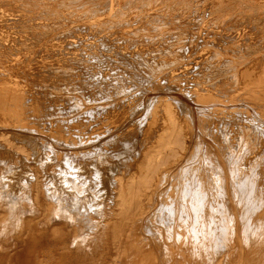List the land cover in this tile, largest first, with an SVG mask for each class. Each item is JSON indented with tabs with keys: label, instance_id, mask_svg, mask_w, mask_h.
<instances>
[{
	"label": "bare ground",
	"instance_id": "6f19581e",
	"mask_svg": "<svg viewBox=\"0 0 264 264\" xmlns=\"http://www.w3.org/2000/svg\"><path fill=\"white\" fill-rule=\"evenodd\" d=\"M95 1L0 0V242L29 264L90 242L93 264H264V0Z\"/></svg>",
	"mask_w": 264,
	"mask_h": 264
},
{
	"label": "rangeland",
	"instance_id": "374dc122",
	"mask_svg": "<svg viewBox=\"0 0 264 264\" xmlns=\"http://www.w3.org/2000/svg\"><path fill=\"white\" fill-rule=\"evenodd\" d=\"M77 1V2H76ZM85 1V2H84ZM90 1V2H89ZM67 4H69V3H71V6H67L66 8H68L69 9V7H70V9H69V11L70 12H72V10L71 9H73V11L75 12V13H78L79 14V12L78 11H82V10H79V9H84L85 10V8H91L92 6V8H94L95 6H96V1L94 2V0L92 1V0H83V1H80V0H67ZM72 2H74V3H72ZM76 2V3H75ZM80 2V3H79ZM95 4V5H93V3ZM183 2V1H182ZM84 3V4H83ZM136 4H137V2H135ZM181 3V2H180ZM85 6V5H88L87 7L85 6H83V5ZM139 4H141V3H139ZM139 4H137L138 6L137 7H140L141 5H139ZM76 5V6H75ZM79 5V6H78ZM73 6V7H72ZM83 6V7H82ZM134 6V5H133ZM143 6V5H142ZM142 6L140 7V8H142ZM72 7V8H71ZM76 7H78V9L76 8ZM79 7H81V8H79ZM65 8V9H66ZM74 8H76V9H74ZM96 8H98V5H97V7ZM49 34H46L45 36H50V33L51 32H48ZM47 36V37H48ZM21 56V55H20ZM34 60H36V61H38V59L36 58V59H34ZM205 71V73H208L209 74V72H208V70H207V72H206V70H204ZM143 87H145V91H144V88ZM171 89H174V91H171L169 88L167 89L168 91H170V92H165V90L163 89L162 91H163V93L165 92V93H168V95L169 96H171L172 98H175L176 97V99H178V100H180V101H182L183 103H185L187 106H191L189 109H191L190 110V113H191V115H193L194 117H193V119H194V121H193V123H192V133L194 134V136L196 137L197 135H198V133H200L201 132V130L199 129V127H198V116L199 115H197V114H199V113H201L200 111H203L202 113L203 114H205L204 113V109H202V108H198V106H196L194 103H192V101H190L189 99H186V96L185 95H183V94H181L180 92L178 93V89L176 88L175 89V87L174 88H171ZM145 92L144 94L143 93H141V92H143V91ZM142 90H140V92L139 93H141V94H139V96H141V97H139V98H141L142 99V101H144L145 100V98H146V102H148L149 103V99L151 100V99H153V91H156V94H157V91L159 90H154V89H149V90H147V87H146V84H142ZM152 91V92H151ZM159 92L162 94V92H161V89L159 90ZM159 92H158V94H159ZM154 95H155V93H154ZM185 96V97H183V96ZM143 96V97H142ZM174 96V97H173ZM147 99H148V101H147ZM153 101V100H152ZM152 101H150V102H152ZM145 102V101H144ZM145 102V103H146ZM147 103V104H148ZM192 103V104H191ZM197 108V109H196ZM175 110L177 111V109L175 108ZM197 113V114H196ZM32 119H34L35 120V118L34 117H32ZM39 122H37V123H34L35 125H36V128L39 130V131H41V132H44L46 129L47 130H50V127H52V128H57V127H55L54 125H61V123H62V120H59V119H57L56 121H55V124L54 125H50L47 121H41V120H43L42 118H39ZM193 129H194V131H193ZM196 130H198V131H196ZM204 135V134H203ZM41 136H44V135H42L41 134ZM52 143V142H51ZM53 144V143H52ZM55 145V144H54ZM54 145L52 146V147H54ZM55 148V147H54ZM55 149H57V148H55ZM0 171H1V169H0ZM6 206L5 204H3V202L1 203V201H0V209L2 210V213H1V216L2 217H4V215L3 214H5V212H4V210L5 209H7V206H6V208L4 207V206ZM83 234H85V233H83ZM15 243H17V242H0V246H2L4 249H7V250H9L10 251V253H12L11 255H3V254H0L1 256H0V264H29L30 262V260L28 259V256H27V250L28 249H30L32 246L31 245H28L29 246V248L26 246L25 247V250H26V248H27V250L25 251V250H23L22 251V256H20V255H14L15 254V250L13 249L14 247H15ZM48 243V242H47ZM52 243H53V245H52ZM55 242H49V244L51 245V246H49L48 248L50 249V250H53V249H55V248H57V247H60V246H56L57 244H61V242H57V244L55 245L54 244ZM91 244H89L86 248H84L83 250L81 249L80 250V254H78V255H76L75 257H73L72 258V264H93V262H94V260H95V255H94V252H93V244H95V242L93 243V242H90ZM90 245H91V248H90ZM6 247V248H5ZM36 248H40V247H36ZM74 249H76V246H74L73 247ZM87 249V250H86ZM11 250H13V251H11ZM25 251V252H24ZM26 253V254H25ZM24 254V255H23ZM16 257H18V258H16ZM21 258V259H20ZM106 257H104L103 259H105ZM18 261H21V262H18ZM71 261V260H70Z\"/></svg>",
	"mask_w": 264,
	"mask_h": 264
}]
</instances>
